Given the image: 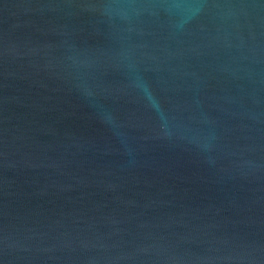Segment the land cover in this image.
<instances>
[{
  "label": "water",
  "instance_id": "obj_1",
  "mask_svg": "<svg viewBox=\"0 0 264 264\" xmlns=\"http://www.w3.org/2000/svg\"><path fill=\"white\" fill-rule=\"evenodd\" d=\"M0 264H264V0H0Z\"/></svg>",
  "mask_w": 264,
  "mask_h": 264
}]
</instances>
